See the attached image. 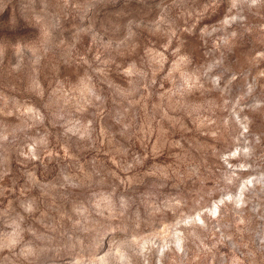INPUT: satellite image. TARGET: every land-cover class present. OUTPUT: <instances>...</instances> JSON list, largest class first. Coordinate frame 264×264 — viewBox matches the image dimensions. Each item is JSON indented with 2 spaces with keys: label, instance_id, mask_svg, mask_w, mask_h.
Instances as JSON below:
<instances>
[{
  "label": "rangeland",
  "instance_id": "1",
  "mask_svg": "<svg viewBox=\"0 0 264 264\" xmlns=\"http://www.w3.org/2000/svg\"><path fill=\"white\" fill-rule=\"evenodd\" d=\"M0 264H264V0H0Z\"/></svg>",
  "mask_w": 264,
  "mask_h": 264
}]
</instances>
